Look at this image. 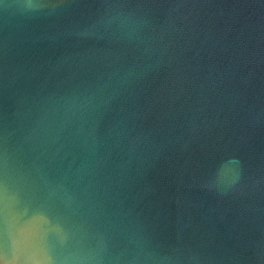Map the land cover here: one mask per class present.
<instances>
[{
	"label": "water",
	"instance_id": "1",
	"mask_svg": "<svg viewBox=\"0 0 264 264\" xmlns=\"http://www.w3.org/2000/svg\"><path fill=\"white\" fill-rule=\"evenodd\" d=\"M0 0V264H264V0Z\"/></svg>",
	"mask_w": 264,
	"mask_h": 264
},
{
	"label": "clouds",
	"instance_id": "2",
	"mask_svg": "<svg viewBox=\"0 0 264 264\" xmlns=\"http://www.w3.org/2000/svg\"><path fill=\"white\" fill-rule=\"evenodd\" d=\"M26 7L30 10L35 7L34 0H27Z\"/></svg>",
	"mask_w": 264,
	"mask_h": 264
}]
</instances>
